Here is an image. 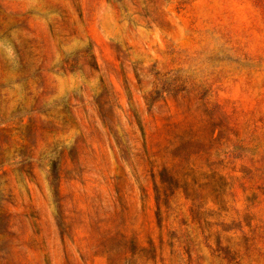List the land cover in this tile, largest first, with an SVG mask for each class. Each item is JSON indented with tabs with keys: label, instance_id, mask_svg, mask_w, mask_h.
Instances as JSON below:
<instances>
[{
	"label": "rangeland",
	"instance_id": "374dc122",
	"mask_svg": "<svg viewBox=\"0 0 264 264\" xmlns=\"http://www.w3.org/2000/svg\"><path fill=\"white\" fill-rule=\"evenodd\" d=\"M0 264H264V0H0Z\"/></svg>",
	"mask_w": 264,
	"mask_h": 264
}]
</instances>
